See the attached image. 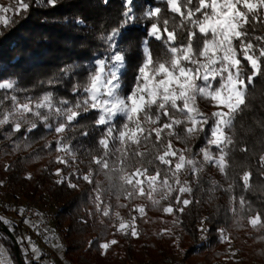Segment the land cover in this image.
<instances>
[{
  "label": "snow or ice",
  "instance_id": "1",
  "mask_svg": "<svg viewBox=\"0 0 264 264\" xmlns=\"http://www.w3.org/2000/svg\"><path fill=\"white\" fill-rule=\"evenodd\" d=\"M56 3L48 0L49 5ZM123 6L118 25L99 37L106 44L105 52L90 63L82 81L72 84L71 99L53 91L32 96L14 79L0 81V128H11L4 133L5 139L11 140L22 130L38 132L41 127L55 133L56 138L44 145V149L57 153L52 163L63 165L55 170L54 175L59 177L55 182L71 189L80 187L74 179L92 186L95 211L109 220L115 217L110 225L114 235L139 237L136 221L148 222L149 206L178 217L193 202L199 204L198 199L186 196L193 194V184L196 189L202 187L206 165L215 167L225 181L233 180L224 187L209 177L208 202L222 190L229 194L226 214L237 218V225L246 218L253 229L264 230V211L254 209L245 195L235 194L236 181L230 175L234 172V153L239 150L247 155L250 151L243 140L237 139L236 128L238 117L249 107L255 82L264 78V35L250 31L264 26V0H147L139 15L134 10L135 0H123ZM29 8L25 0H16L15 6L0 5V25L10 26L12 15ZM137 26L143 28L144 36L138 42V51L129 55V48L121 41L124 32ZM133 60L135 75L128 85L124 77ZM76 67H66L63 75L74 73ZM61 82L56 78L40 83ZM201 103L213 109L210 114ZM89 116L95 117L92 127H102L103 132L95 150H84L90 157L85 172L78 167L77 159L83 145L74 144L77 137L69 133L79 129V136L87 138L89 132L81 121ZM201 137L202 147L193 150L187 146ZM174 140L186 147H176ZM19 148V144L14 145V150ZM35 158H40L38 153ZM73 165H77L75 170ZM258 165L264 171V153L259 155ZM9 167L6 165V170ZM101 174L104 181L98 179ZM28 178H32L31 173ZM252 180L250 168L239 175L242 192L251 190ZM109 196L115 197V207L132 205L130 212L135 215L125 220L119 212L113 213L111 200L106 199ZM121 197L128 203H119ZM136 200L147 203L132 204ZM18 211L23 216L27 210L21 207ZM212 222L211 215L201 217L199 231L209 232ZM0 223L13 224L2 216ZM24 223L38 228L30 219ZM216 231L222 243L231 245V235L225 228L217 227ZM159 234L170 235L171 229ZM27 239L31 241V237ZM118 243L111 239L100 247L106 252ZM32 252L38 264L41 250L33 244ZM231 255L235 257L236 252Z\"/></svg>",
  "mask_w": 264,
  "mask_h": 264
},
{
  "label": "trees",
  "instance_id": "2",
  "mask_svg": "<svg viewBox=\"0 0 264 264\" xmlns=\"http://www.w3.org/2000/svg\"><path fill=\"white\" fill-rule=\"evenodd\" d=\"M12 1L16 4V0ZM25 2L30 3L27 12L16 15L9 13L13 23L8 27L0 25V81L14 79L18 82V87L27 89L28 94L32 96L53 91L60 97L71 99L72 84L76 80L82 81L88 74L87 67L90 63L105 52L106 44L99 37L107 35L118 25L124 11L123 0H108L107 3L104 0H57L55 6L49 5L48 0ZM146 3L147 0H135L134 10L138 15L144 10ZM160 6L164 7L162 4ZM81 19L83 24L78 23ZM250 31L255 35H264V26H257ZM143 36V28L138 26L124 32L121 44L129 48V55L138 51V42ZM68 66L79 67H76L74 73L64 76L62 70ZM135 68L136 62L133 60L124 77L128 85L132 83ZM56 78L62 79V82L54 85L40 83ZM251 91L249 107L238 117L236 128L237 139L243 140L250 151L247 155L239 150L234 153V172L230 175L236 181L235 194L245 195V199L252 202L254 209L264 211V171H260L258 165V157L264 153V128L261 127L264 125V78L258 79ZM2 94L0 90V95ZM94 119V116H89L81 121L89 132L87 138L79 136V129L69 133L77 137L73 141L74 144L83 145L77 159L78 167L85 172L90 157L84 154V150H95L96 140L103 132L102 127H92ZM10 131L8 125L0 128V189L4 195L15 198L20 204L32 201L40 204V207H47L46 210L53 211L55 220L52 233L61 235L63 246L65 245L64 254L71 257L76 264H144L147 260L167 256L178 259L180 264H191L189 261L194 256L201 258L199 264H213L217 259L226 260L227 255L220 246L217 227L225 228L226 233L230 234L232 241L236 243L238 257L235 260L228 258L231 262L264 264V239H260L264 236V230L253 229L246 218L237 225V218L232 217L230 213L226 214L229 194L222 190H218L216 198L209 203L206 190L209 187L207 180L211 176L206 172H203L202 187L196 189L193 184V194L186 196L194 201L198 199L199 204L193 202L178 217L149 206L146 208L145 218L148 222L145 223L141 219L136 221L140 231L139 237L114 235L115 229L110 225L115 222V217L109 220L95 211L92 186L74 179L73 183L78 182L80 187L71 189L55 182L59 179L54 175L55 170L63 165L52 163L57 153L44 149V145L54 140L56 134L41 127L38 132L23 133L22 130V133L12 136L11 140L5 139L4 133ZM26 142L30 146L25 147ZM173 143L178 148L186 147L179 140H174ZM200 143L201 140H191L187 146L194 150ZM15 144L20 145L18 150H14ZM37 153L39 159L35 158ZM6 165L11 167L6 170ZM76 167L77 165H73L72 170ZM247 168L253 171L252 188L242 192L243 185L239 182V175ZM28 173H31V179L28 178ZM98 179L104 181L103 175ZM218 181L224 187L233 183V180ZM106 199L111 200L113 213L119 212L125 220L135 215L130 212L132 205L129 208H118L115 207L117 201L114 196ZM119 203L128 201L121 197ZM137 203L147 202H132ZM209 215L213 216L212 224L208 225L211 230L201 233L200 219ZM176 219L182 223L173 225L172 221ZM105 225L109 227L105 228ZM7 226L17 236L19 226L15 225L14 230L13 226ZM163 229H171V234H159ZM4 235L7 236L5 233ZM202 235H206V239L202 240ZM7 238L11 243L15 264H20L14 242L8 236ZM111 239H116L119 243L105 252L100 244ZM20 255L25 264L21 251Z\"/></svg>",
  "mask_w": 264,
  "mask_h": 264
},
{
  "label": "rangeland",
  "instance_id": "3",
  "mask_svg": "<svg viewBox=\"0 0 264 264\" xmlns=\"http://www.w3.org/2000/svg\"><path fill=\"white\" fill-rule=\"evenodd\" d=\"M0 5H5V6H14L15 3L12 0H0ZM201 108L207 112V113H211V111L213 110L210 106H207L203 103H201ZM193 142H199L201 140L200 145H198L197 147L194 148V150L198 149L199 147L203 146V138H199V139H192ZM213 151H215V149H213ZM204 172L207 173V175L211 176L212 178H214L215 180H222L223 177L220 175V173L218 172V170L213 167V166H205V170ZM186 178V177H185ZM188 179H191V177H187ZM3 191L0 189V214L2 217H5L7 219H9L10 221L13 222V224L18 225L19 230H17V241L19 243L20 246V251L23 255V257L25 258V261H27L31 255H34L32 252V245L35 244L42 252V247L43 245L33 236V234L27 233V231H32V227L27 224L24 223V216H21L19 213H17L18 211L15 212H11L9 209L5 208L3 206V201H9V202H17V200L15 198H12L8 195H4L2 193ZM32 202V201H31ZM18 204H20L19 202H17ZM34 203V202H32ZM38 208H43V209H47V207L43 206L40 207L38 203H34ZM12 224V225H13ZM12 225H10V227H12ZM52 227V225H51ZM11 229V228H10ZM54 228L52 227V230ZM12 231V230H11ZM3 231L0 230V260L3 261V264H15V259H14V254L12 252V248H11V243L9 242L7 236L4 235V233H2ZM27 237H31V241H29L27 239ZM47 245L48 247H50L51 249H53L54 251H56L59 255H64V246L62 243V239H61V235H59L58 233H52L50 239L47 241ZM55 245H59V247H56ZM222 248V250L224 249V251H226V260H221V259H217L216 261L213 262V264H246L243 262L240 263H236L231 262L232 260H235L238 256H237V251H236V243H234L233 241L231 242V245H229L228 243H222L220 244ZM219 246V247H220ZM232 252H236L235 257H232L231 253ZM228 258L232 259L229 260ZM71 259V257H70ZM75 259V258H74ZM73 260V259H72ZM200 257H193L192 260H190L189 262L191 264H199L201 261ZM74 261V260H73ZM144 264H180L178 259L175 258H170V256L168 257H164V258H157V259H153V260H147ZM253 264H258V263H253Z\"/></svg>",
  "mask_w": 264,
  "mask_h": 264
},
{
  "label": "built area",
  "instance_id": "4",
  "mask_svg": "<svg viewBox=\"0 0 264 264\" xmlns=\"http://www.w3.org/2000/svg\"><path fill=\"white\" fill-rule=\"evenodd\" d=\"M3 206L11 212L18 211L21 207H24L27 210L23 215L24 218L30 219L33 223L38 225V228H34L29 224L32 227V231H27V233L33 234V236L43 245L41 252L42 256L40 257L38 264H76L65 254L61 256L47 245V241L50 239L53 232L52 227L55 220V213L53 211L38 208L31 201H26L22 204L3 201ZM46 237L48 238L46 239ZM25 264H37L35 256L31 255Z\"/></svg>",
  "mask_w": 264,
  "mask_h": 264
},
{
  "label": "water",
  "instance_id": "5",
  "mask_svg": "<svg viewBox=\"0 0 264 264\" xmlns=\"http://www.w3.org/2000/svg\"><path fill=\"white\" fill-rule=\"evenodd\" d=\"M0 230H2L9 238L12 239L15 245L16 255L18 257L19 263L24 264L20 255L19 243L17 241L15 234L11 231V229L7 225H4L3 223H0Z\"/></svg>",
  "mask_w": 264,
  "mask_h": 264
},
{
  "label": "crops",
  "instance_id": "6",
  "mask_svg": "<svg viewBox=\"0 0 264 264\" xmlns=\"http://www.w3.org/2000/svg\"><path fill=\"white\" fill-rule=\"evenodd\" d=\"M15 225H16V224H13L12 226H14V227H15ZM15 228H16V227H15ZM17 230H19V231H20V229H19V228H17ZM24 259H25V258H24Z\"/></svg>",
  "mask_w": 264,
  "mask_h": 264
}]
</instances>
